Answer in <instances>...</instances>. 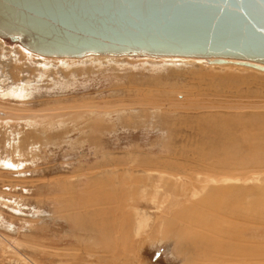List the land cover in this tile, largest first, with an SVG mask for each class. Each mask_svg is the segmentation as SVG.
I'll return each instance as SVG.
<instances>
[{
    "label": "rangeland",
    "instance_id": "1",
    "mask_svg": "<svg viewBox=\"0 0 264 264\" xmlns=\"http://www.w3.org/2000/svg\"><path fill=\"white\" fill-rule=\"evenodd\" d=\"M27 80L23 102L0 96V118L35 116L0 120V264H264V208L249 209L264 200V72L200 58L43 57L0 38L1 89ZM180 181H200L181 209L221 186L239 191L242 220L202 213L239 225L240 242L220 238L224 250L214 230L175 220Z\"/></svg>",
    "mask_w": 264,
    "mask_h": 264
},
{
    "label": "water",
    "instance_id": "2",
    "mask_svg": "<svg viewBox=\"0 0 264 264\" xmlns=\"http://www.w3.org/2000/svg\"><path fill=\"white\" fill-rule=\"evenodd\" d=\"M0 38L43 57L264 65V0H0Z\"/></svg>",
    "mask_w": 264,
    "mask_h": 264
},
{
    "label": "bare ground",
    "instance_id": "3",
    "mask_svg": "<svg viewBox=\"0 0 264 264\" xmlns=\"http://www.w3.org/2000/svg\"><path fill=\"white\" fill-rule=\"evenodd\" d=\"M1 39H3V38H1ZM4 40H6L7 41V39H4ZM10 43H13V42H10ZM88 56H91V55H88ZM95 56H109V55H95ZM123 56H126V55H123ZM128 56V55H127ZM131 56H148V55H131ZM86 57V56H85ZM114 57H120V56H114ZM52 58H70V57H52ZM82 58H84V57H82ZM162 58V57H161ZM74 59H78V58H74ZM200 59H204V58H200ZM206 60H208V62L209 63H212V64H216V60H213V59H210V60H212V61H210L209 59H206ZM236 62V63H238V64H240V65H242V66H246V67H250V68H252V69H256V70H259V71H262V72H264L262 69H264V67H261V65H263V64H257V63H251V62H242V61H237V60H229V59H227V60H224V61H222V63H224V62ZM220 63V62H219ZM221 63V64H222ZM247 63V64H246ZM18 66V65H17ZM16 66V67H17ZM45 67V66H44ZM47 67V66H46ZM15 68V67H14ZM44 70V69H43ZM14 71V70H13ZM18 72V71H17ZM2 76V75H1ZM2 77H4V76H2ZM2 80H4V79H2ZM3 82V81H2ZM30 82L31 81H29V80H27V82H25L24 84H22V86H18V87H16V89H7V88H9V87H7L6 89V91H3L2 89H1V87H0V96L1 97H8V96H12V97H16V99H18V100H21L22 102H23V100L25 99V98H27V88H26V86L28 87V85L30 84ZM19 85V84H18ZM21 85V84H20ZM3 87V86H2ZM13 88V87H12ZM5 89V88H4ZM1 110V109H0ZM49 111V110H48ZM47 111V112H48ZM2 114V113H1ZM4 115V114H3ZM5 116H8V117H4V118H0V120L2 121V122H6L7 123V121L8 122H15V121H18V120H20L21 118H17V117H15L14 118V116L13 117H11V116H9L8 114L7 115H5ZM0 117H2V115L0 116ZM33 119H35V116L33 117L32 115H31V117H26L25 116V118H23V119H21V120H23L24 122H30L31 120H33ZM34 122V121H33ZM176 182H178L179 183V181H175V183L174 184H177L178 185V183H176ZM181 182V187H180V190H179V193H176L175 191H172V192H174V193H171V194H174V198L173 199H175V198H178V200H173L172 202H171V207H172V212H174V218H175V220L177 221V222H181V223H183V224H185V225H189V226H191V222H192V224H193V226H197V228L199 227V228H204V227H209V230L211 229V231H213L214 230V233L216 234V233H218V236H219V239L220 238H222V239H226L225 241L226 242H228V241H230V240H234V239H237V241L238 242H240L239 241V239H241V237L243 236V231H241L242 229H240L241 227L239 226V225H232V222L230 223V220H229V224H227L226 225V227L225 228H223L218 222L216 223L215 221L214 222H211V220L209 221V216H208V218H207V215L205 216V214H203L202 213V211L203 210H205V211H207V212H209V214H213L214 212H216V214H218L221 218H223L224 216H227L228 218L229 217H231V216H233L234 218H238L239 220H242L243 218H244V216L246 215L245 214V211L241 208V206H242V203H240V198H241V195L239 194V193H237V191L235 192V188L234 189H232L233 187H223V186H221V188H216L213 192H208L201 200H199L198 201V207H196V206H194V207H190L189 209L188 208H183V206H181L183 209H181L179 206L183 203V201L186 199V196L188 195V194H190V196L189 197H195L196 196V192H195V188L197 187V185H195V183H197V182H200V181H195V182H189V183H187V182H184V181H180ZM194 186H196V187H194ZM177 187V186H176ZM219 187V186H218ZM132 188V187H131ZM169 188H171V187H169ZM229 188H231V189H229ZM196 190L198 191V187L196 188ZM201 190V189H200ZM211 190H213V189H211ZM234 190V191H233ZM177 192H178V190H176ZM208 191V190H207ZM239 192V191H238ZM171 194H169V195H171ZM201 194V193H200ZM231 194V195H230ZM178 197H177V196ZM172 196V195H171ZM170 196V197H171ZM188 197V198H189ZM172 198V197H171ZM183 199V200H182ZM187 200V199H186ZM185 200V201H186ZM175 201V202H174ZM231 201H233L235 204H233V210L234 211H231L230 209H229V203L231 202ZM195 203V202H194ZM196 205V204H195ZM229 205V206H228ZM232 205V204H231ZM177 207H179L180 209V211H179V213H178V211H177ZM185 207V206H184ZM262 208H264V200H259L257 203L256 202H254V201H252L250 204H249V209H251L250 210V212L252 213H254V214H257V213H261L262 211H261V209ZM165 210H166V208H164ZM169 209V208H168ZM170 211V210H169ZM169 211L167 212V210H166V212L167 213H169ZM163 212V211H162ZM171 212V213H172ZM170 213V214H171ZM252 213V214H253ZM194 214H199V215H194ZM211 214V215H212ZM251 214V215H252ZM191 215L193 216V217H191ZM213 215H215V214H213ZM176 216V217H175ZM213 217V216H212ZM248 217V216H247ZM251 217V216H250ZM160 218V220H162V222H163V218H162V216L161 217H159ZM211 218V217H210ZM219 219V218H218ZM264 219V218H263ZM213 221V220H212ZM260 221V220H259ZM241 223H243V222H241ZM160 224H161V221H160ZM185 225H183V226H185ZM189 226H187V228L189 227ZM196 228V229H197ZM199 228L197 229V230H199ZM181 229H182V227H181ZM189 229V228H188ZM184 231H185V229H183ZM192 230V229H191ZM202 230V229H201ZM201 230H199V231H201ZM183 231V233H185ZM186 232H188V231H186ZM191 232V231H190ZM202 232V234H204V232L203 231H201ZM200 232V233H201ZM193 233H194V231H193ZM193 233L191 232L190 234V236H192L193 235ZM186 234V233H185ZM184 234V235H185ZM195 234V233H194ZM201 234V235H202ZM211 234V233H210ZM195 236V235H194ZM213 236V235H212ZM187 238L189 237L188 236V234H187V236H186ZM216 237V236H215ZM195 238V237H194ZM197 238H198V241L196 240L195 242H192L193 243V249H198V245H197V243H199V245H200V243H201V240L199 239V237H198V235H197ZM197 238H195V239H197ZM203 238V237H202ZM192 239H193V237H192ZM191 238H190V240H192ZM211 238L209 237V239H208V234H207V239H205L204 238V240H210ZM218 239V240H219ZM227 239H229L228 241H227ZM203 240V241H204ZM212 240V239H211ZM220 241H221V239H220ZM237 241H235L236 242V244H237ZM208 241H206V243H207ZM211 242V241H210ZM209 243V242H208ZM215 243V242H214ZM222 243V241L221 242H219V245ZM225 243V242H224ZM224 243H222L221 244V246L224 244ZM203 244V243H202ZM234 244V243H233ZM214 245H217V244H214ZM226 245H227V243H226ZM237 245H241V244H237ZM205 246V244L203 245V247ZM220 246V247H221ZM225 246V245H224ZM228 246V245H227ZM202 247V246H201ZM200 247V248H201ZM210 247V246H209ZM208 247V248H209ZM213 247V246H212ZM228 247H230V244H229V246ZM234 247H235V244H234ZM239 247V246H238ZM241 247V246H240ZM204 248H206V247H204ZM222 248H224L223 246H222ZM231 249H232V247H230ZM230 248L228 249V250H230ZM236 248L237 247H235V250H236ZM196 249V250H197ZM203 249V248H202ZM211 249H213V248H209L208 250H211ZM244 249H246V248H244ZM243 249V250H244ZM204 250V249H203ZM224 250H226L225 248H224ZM227 250V251H228ZM194 251V250H193ZM197 251H199L200 252V250H197ZM196 251V252H197ZM206 251V250H205ZM234 251V250H233ZM237 251H239V250H237ZM245 251V250H244ZM207 252V251H206ZM224 252V251H223ZM236 252V251H235ZM242 252V251H241ZM211 253H212V250H211ZM243 253V252H242ZM245 253H246V251H245ZM195 254V253H194ZM198 254V253H197ZM203 255H205V253L203 254ZM195 256V255H194ZM194 262V261H193Z\"/></svg>",
    "mask_w": 264,
    "mask_h": 264
}]
</instances>
